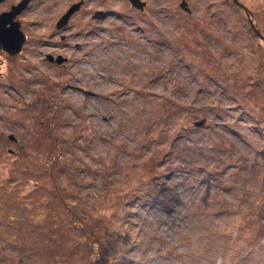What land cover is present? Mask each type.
I'll use <instances>...</instances> for the list:
<instances>
[{"label": "rangeland", "instance_id": "rangeland-1", "mask_svg": "<svg viewBox=\"0 0 264 264\" xmlns=\"http://www.w3.org/2000/svg\"><path fill=\"white\" fill-rule=\"evenodd\" d=\"M142 1L17 15L0 264H264V0Z\"/></svg>", "mask_w": 264, "mask_h": 264}, {"label": "water", "instance_id": "water-1", "mask_svg": "<svg viewBox=\"0 0 264 264\" xmlns=\"http://www.w3.org/2000/svg\"><path fill=\"white\" fill-rule=\"evenodd\" d=\"M3 0H0V2ZM30 0H22L19 4L13 5L11 10L2 12L0 14V49L6 51L10 56H17L21 53L23 46L26 42V35L21 30V23L16 20L17 15L21 14L28 6ZM130 4L138 9L144 10L146 3L142 0H129ZM82 3L73 6L68 13H66L62 20L59 22L58 27L64 26L69 18L80 9ZM182 8L190 11L186 4H182ZM102 12L96 13L95 17H100ZM255 29V28H254ZM256 31L257 35H261L259 31ZM58 62H61L59 59ZM205 121H199L196 123L197 126L204 125Z\"/></svg>", "mask_w": 264, "mask_h": 264}, {"label": "clouds", "instance_id": "clouds-1", "mask_svg": "<svg viewBox=\"0 0 264 264\" xmlns=\"http://www.w3.org/2000/svg\"><path fill=\"white\" fill-rule=\"evenodd\" d=\"M181 254H183L186 249L179 250ZM211 264H228L227 258L222 254H217L211 258Z\"/></svg>", "mask_w": 264, "mask_h": 264}, {"label": "flooded vegetation", "instance_id": "flooded-vegetation-1", "mask_svg": "<svg viewBox=\"0 0 264 264\" xmlns=\"http://www.w3.org/2000/svg\"><path fill=\"white\" fill-rule=\"evenodd\" d=\"M82 5H83V4H82ZM82 5H81V7H82ZM81 7H80V8H81ZM145 7H146V6H145ZM79 10H80V9H79ZM101 16H102V15H101Z\"/></svg>", "mask_w": 264, "mask_h": 264}]
</instances>
